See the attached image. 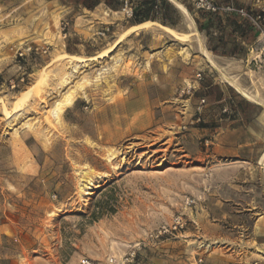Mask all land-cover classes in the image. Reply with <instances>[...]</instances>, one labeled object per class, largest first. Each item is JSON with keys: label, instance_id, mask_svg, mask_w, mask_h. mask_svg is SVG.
Instances as JSON below:
<instances>
[{"label": "rangeland", "instance_id": "374dc122", "mask_svg": "<svg viewBox=\"0 0 264 264\" xmlns=\"http://www.w3.org/2000/svg\"><path fill=\"white\" fill-rule=\"evenodd\" d=\"M59 1L0 0V264H264V18L251 48L203 16L205 52L183 15L179 37L150 24L100 56L127 13ZM208 84L230 98L209 91L197 122ZM179 213L185 230L157 238Z\"/></svg>", "mask_w": 264, "mask_h": 264}, {"label": "crops", "instance_id": "0c3cea01", "mask_svg": "<svg viewBox=\"0 0 264 264\" xmlns=\"http://www.w3.org/2000/svg\"><path fill=\"white\" fill-rule=\"evenodd\" d=\"M167 1L171 5H173L175 9H177V11L179 12V14L181 16L180 19L177 20V24H178V22H180V20L184 14L175 5V3L172 0H167ZM179 1L182 2L181 0H179ZM188 1H189V3H191V6L193 7V9L200 12L199 10H197L194 7V5L192 4V2L190 0H188ZM218 1L223 2V3L233 2L237 6L247 8V10H249L250 12H253V10H255V11L259 12L258 14H261L262 17L264 18V1L259 2V3H256L255 0H218ZM59 2H60L59 3L60 6H62L63 8H66L68 10H73L76 12V14L74 15V18H77L79 15L83 14L84 12L95 13L97 11H100V12L105 11L107 13H110V16L112 15V17H114L115 14H117V15L122 14L124 16L125 13H127V15H128V12H131V15H128V18H127V22L130 23L128 28L135 26V25H139V24L147 22V21H155V22L160 23L159 21L152 20V19H146L142 22H139V20H141L140 18L144 15V13H143L144 7L142 5L140 6L141 0H110V2H111L110 5H108L106 3V0H99V3L96 5V7H94V9H88L81 4L71 2L68 0H60ZM158 5H159V7L155 11L154 14L160 15L163 9H162L160 2H158ZM255 7H257V8H255ZM186 8L188 9L187 6H186ZM135 12H137V13H135ZM189 12H190V10H189ZM134 13H135V15H134ZM207 13H209V12H207ZM196 18H199L201 21H203L204 26L209 24L208 20H205V19L202 20L199 15H197ZM237 18H238V20L236 21V23L235 22L233 23L231 21V19L229 18V15H222L221 16V24L223 25V27L221 28L220 34L222 35V33H227V31H229L231 34H233L237 43H241L242 45H246L247 47L251 48L254 44L259 42V40L261 39L260 38L261 33H260V31L255 29L256 33H255L254 39L252 38L251 40L247 41L246 39L242 38L240 36L239 29H240V27L243 26V23H242L243 20L240 17H237ZM211 85L212 84L203 85L201 87V89L197 92V94H198L197 97L198 98L204 97L209 92ZM219 89L221 90L222 94L219 97L217 96V98L214 99L215 103H222L226 99L230 98L229 94L227 92H225V90L222 87H219ZM263 235L260 236V238H261L260 241H259V238L257 240L258 249H260L261 251H264V238H263L264 236Z\"/></svg>", "mask_w": 264, "mask_h": 264}, {"label": "built area", "instance_id": "2783aa9c", "mask_svg": "<svg viewBox=\"0 0 264 264\" xmlns=\"http://www.w3.org/2000/svg\"><path fill=\"white\" fill-rule=\"evenodd\" d=\"M194 7L203 12H209V13H214L218 14L220 16L222 15H236L240 16L241 18L248 19L254 26L260 30L261 25L260 22L262 20V15L257 14L256 16L247 10L245 7L237 6L233 2L229 3H223L218 0H190ZM256 3H259L260 0H255ZM128 15H131V12H128ZM198 80L202 79L201 73L197 74ZM196 88L193 85L187 86V88L182 90V93L188 94V95H193L195 92ZM206 105V99L205 98H200L199 99V105H198V117L196 118V121L201 120V111L203 107ZM188 225V218L183 214L179 213L174 218L170 223H165L162 224L159 229L157 230L156 237H165V236H173L179 232H182L185 230L186 226ZM136 257V251H132L129 253V257L123 260V264H125L127 261L133 262ZM117 262L115 258H110L109 263L113 264ZM79 264H100L96 262L95 260L86 258L81 260Z\"/></svg>", "mask_w": 264, "mask_h": 264}, {"label": "trees", "instance_id": "16d2710c", "mask_svg": "<svg viewBox=\"0 0 264 264\" xmlns=\"http://www.w3.org/2000/svg\"><path fill=\"white\" fill-rule=\"evenodd\" d=\"M68 1L81 4V5H83L84 7L88 8V9H94V7H96V5L99 3V0H68ZM158 2H160L161 6H162V9H163L160 15L154 14L155 11L159 7ZM106 3L108 5H110L111 2H110V0H106ZM141 5L144 7L143 8L144 15L140 18L141 20H139V22H142V21H144L146 19H152V20L159 21L163 25H169V26L175 27L177 25V20L180 19V17H181L179 12L177 11V9H175L174 6L171 5L167 0H141L140 6ZM187 7L192 12V8L190 6H187ZM135 13H137V12H135ZM135 13H134V15H135ZM200 13H201L200 18H202L203 16H217L218 19L221 20V18H220L221 16L218 15V14L207 13V12H203V11H200ZM253 14L255 16L257 15V13H253ZM237 17H240V16L229 15V18L231 20H233L232 21L233 23L234 22L236 23V21L238 20ZM241 19L243 20L242 21L243 26L240 27V29H239L240 36L242 38L246 39L247 41L251 40L252 38L254 39L255 38V33H256L255 29H257V28L248 19H244V18H241ZM196 22H197V24L199 26V30H201L202 29L201 28V26H202L201 20L199 18H196ZM235 47L236 48H234V49H235V51H237L238 48H237V46H235ZM211 50L214 53H217V49L215 47L211 48ZM216 89H217V86H212L210 88L209 91L212 92V93L209 92L210 94L206 95V98L209 101L214 100V93L216 92Z\"/></svg>", "mask_w": 264, "mask_h": 264}, {"label": "bare ground", "instance_id": "6f19581e", "mask_svg": "<svg viewBox=\"0 0 264 264\" xmlns=\"http://www.w3.org/2000/svg\"><path fill=\"white\" fill-rule=\"evenodd\" d=\"M175 5L184 13V15L186 17H188L189 19V23H188V27L194 31V33H196L199 37V41L201 43V48L206 52V48L205 46L203 45V41H202V38H201V35H200V30L196 28V23L194 21V19L192 18L191 16V13L189 12V10L186 8V6L180 2L179 0H172ZM187 19V18H186ZM150 24H158L160 27H162L163 29H165L169 34L173 35V36H176V37H179L180 34L177 33V31H175L172 27H170L169 25H163V24H160L158 22H155V21H147V22H144V23H141L139 25H135V26H132L130 28H128V30H126V33H124L119 39H117V41L115 42V44L110 47L105 53L101 54L100 56H106L109 52H111L113 50V48H115V46L122 40V38H124V36L134 30H136L137 28H140V27H144V26H148ZM186 35V34H185ZM188 36V35H186ZM190 36V35H189ZM203 51V52H204ZM71 59H82V56L80 55H75V54H67ZM206 58H207V62L214 68L216 69L220 74L221 76L224 78L225 81H227L232 87L235 88V90L241 94L244 98H246L247 100H250L252 102H255L257 104H260V102L256 99V96L247 88H245L244 86H242L238 80V78L234 75H230L228 74L227 72L223 71L222 68H220L214 60H213V57L210 56L209 53L206 54ZM261 163L264 165V155L261 159ZM208 246L207 245H204V246H201L199 245L198 246V249H206Z\"/></svg>", "mask_w": 264, "mask_h": 264}]
</instances>
